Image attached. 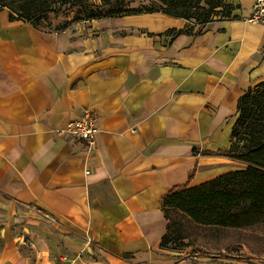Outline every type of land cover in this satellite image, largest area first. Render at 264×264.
<instances>
[{"label":"crops","instance_id":"obj_1","mask_svg":"<svg viewBox=\"0 0 264 264\" xmlns=\"http://www.w3.org/2000/svg\"><path fill=\"white\" fill-rule=\"evenodd\" d=\"M254 2L204 25L151 13L61 33L0 8V264H187L160 247L161 200L245 168L203 153L229 148L239 98L264 83ZM86 110L93 148L54 133Z\"/></svg>","mask_w":264,"mask_h":264},{"label":"trees","instance_id":"obj_2","mask_svg":"<svg viewBox=\"0 0 264 264\" xmlns=\"http://www.w3.org/2000/svg\"><path fill=\"white\" fill-rule=\"evenodd\" d=\"M153 1L155 3L149 7L131 9L126 0H0V8L8 9L11 22L21 20L30 25L50 14L57 16L70 9L75 11L70 24L159 13L199 25L215 17L229 19L234 10L224 0ZM65 26L53 32L61 33ZM189 30L186 28L184 32ZM237 111L239 115L231 131L229 148L203 154L226 157L245 168L219 174L193 187L186 184L171 189L161 200L168 224L160 247L180 251L194 245L206 246L211 251L210 242L205 246L197 243V230L239 232L264 226V83L250 88L239 98ZM192 231L195 238L191 244ZM220 242L221 239L213 242L214 250L229 246L228 242L223 245ZM237 244L240 245L239 241Z\"/></svg>","mask_w":264,"mask_h":264},{"label":"rangeland","instance_id":"obj_3","mask_svg":"<svg viewBox=\"0 0 264 264\" xmlns=\"http://www.w3.org/2000/svg\"><path fill=\"white\" fill-rule=\"evenodd\" d=\"M126 1L129 5V8L131 9H138L140 7H149L151 6V4L155 3L153 0H126ZM224 2L228 5H231L230 0H224ZM74 13L75 11L73 9H70V10H65L64 12L58 14L57 16L50 14L43 19L35 21L34 24L32 25L29 24V25L30 27H32V29L37 28V30L46 31V32L47 31L53 32L54 29H56L57 27L67 25L63 29L65 31L68 30L72 31L74 27L85 24L84 22L78 24H70L71 20L73 19ZM65 23H69L70 25ZM85 30L87 29L85 28ZM242 169L244 168L236 164L232 166L228 171L242 170ZM2 219L3 218L0 209V221ZM193 233L194 232L192 231L189 235L191 239V240L189 239V242L191 244L193 241L192 239L195 238ZM195 235H196L197 243H201L202 245L204 244L208 245V243L210 242L211 251H209L208 247H206L205 245L204 248L195 247L194 245L184 247L182 251L184 253L183 256L187 258V262H186L187 264H212V262L209 263V261L211 260L219 261L222 264H227V263L235 264L234 261H240V262L254 261L256 263L264 264V226L246 231H239V232L231 231V230H222L219 232H215L211 230H197V233ZM243 238L246 239L247 242H245ZM216 239H221L220 243L222 245L223 243L228 242L229 246H223L225 248H222L218 251L214 250L212 245ZM237 241H239L240 245L237 244ZM185 242L188 243V241Z\"/></svg>","mask_w":264,"mask_h":264},{"label":"built area","instance_id":"obj_4","mask_svg":"<svg viewBox=\"0 0 264 264\" xmlns=\"http://www.w3.org/2000/svg\"><path fill=\"white\" fill-rule=\"evenodd\" d=\"M249 22H264V0H255L253 4V14L249 18ZM97 132L96 116L88 110L84 111L79 118L69 121L64 127L58 128L54 131L58 136H68L83 142L88 149L94 147ZM88 173L89 172L86 171V174ZM43 216L48 222L54 223L52 217L48 215Z\"/></svg>","mask_w":264,"mask_h":264}]
</instances>
